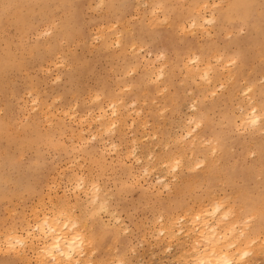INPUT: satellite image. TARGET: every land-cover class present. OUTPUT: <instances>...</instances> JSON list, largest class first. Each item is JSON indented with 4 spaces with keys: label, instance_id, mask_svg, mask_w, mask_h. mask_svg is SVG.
<instances>
[{
    "label": "rangeland",
    "instance_id": "rangeland-1",
    "mask_svg": "<svg viewBox=\"0 0 264 264\" xmlns=\"http://www.w3.org/2000/svg\"><path fill=\"white\" fill-rule=\"evenodd\" d=\"M203 1L207 7L200 12L213 17V23L191 27L188 18L181 30L160 22L167 8H191V0H0V264H24L22 258L35 264L33 251L26 250L25 257L7 255L1 236L12 227L20 230L25 221L31 225L38 208L49 213L56 206L75 215L92 252L82 258L85 264L113 263L133 248L140 264H190L196 228L186 222L191 230L185 234L186 209L196 211L199 201L208 204L210 197L211 202L219 197L242 219L252 214V205L264 201V113L256 130L226 121H238L239 113L263 96L264 0ZM236 2L240 6L234 7ZM98 4L102 7L96 8ZM153 14L159 17L154 25ZM45 30L51 35L38 39ZM94 36L101 37L95 47ZM115 38L120 47L102 48L104 43L116 45ZM161 51L165 58L157 60ZM56 56L68 58L72 71L65 70L62 82L53 85L36 68L47 67ZM193 57L200 64L209 63V84L192 76ZM33 90L41 97L39 111L27 99ZM57 96L62 102L50 109ZM111 100L119 110L116 127L99 130L94 119L97 103L110 115ZM193 102L198 108L194 114ZM190 115L202 126L181 139L190 131ZM218 133L221 146L213 157L211 146ZM179 156L184 164L173 179L172 158ZM203 159L206 165L196 170L193 163ZM196 171L202 172L192 176ZM78 175L87 177V187L98 181V196L109 201L108 212L98 214L99 204L88 202L90 190L72 191ZM180 216L185 218L183 225L175 221ZM253 222L245 224L257 240L243 262L264 264L263 247L255 245L260 242L257 233L264 237V223ZM162 223L168 225L164 232L158 229ZM123 225L132 229L127 237L122 235ZM168 228L175 236L183 231L182 244L173 234L168 238ZM165 247L172 251L165 252Z\"/></svg>",
    "mask_w": 264,
    "mask_h": 264
},
{
    "label": "bare ground",
    "instance_id": "bare-ground-1",
    "mask_svg": "<svg viewBox=\"0 0 264 264\" xmlns=\"http://www.w3.org/2000/svg\"><path fill=\"white\" fill-rule=\"evenodd\" d=\"M101 2V1H100ZM192 5L190 4L188 8L186 9H178L177 7H171L170 9L167 8L169 10V13H166L167 15L165 18H168V24L170 26L171 29H183V23L185 22L186 19L189 18L188 22H189V26L193 27V26H202V23L204 21L208 22V21H212L213 17H205L201 14L200 12V8L205 6L207 7V5L204 4L203 0H199L198 2L195 0H191ZM208 2L206 1V4ZM210 5V4H209ZM240 6L239 2H236L234 4V7H238ZM152 7V6H151ZM161 7L163 8V10L165 11L166 8L164 7V4H161ZM204 7V8H205ZM157 9V8H156ZM153 15H155V17H153ZM151 16V20L155 21L157 20L156 14H153ZM162 17V16H161ZM224 15L222 16L223 19ZM162 18V19H163ZM150 19V18H149ZM226 20V17H224L223 21ZM152 22L155 23V22ZM222 21V23H223ZM158 22V21H157ZM151 24V25H152ZM187 24V23H186ZM185 24V25H186ZM154 25V24H153ZM188 26V25H187ZM186 26V27H187ZM190 28V27H189ZM191 29V28H190ZM188 30V29H187ZM201 30V29H200ZM177 31V30H176ZM179 31V30H178ZM186 31V30H185ZM208 33V31H207ZM228 34V33H227ZM118 35V34H117ZM116 35V37H118ZM116 41L115 43H119V38H115ZM136 42V41H135ZM136 44V43H135ZM105 45V43H104ZM132 45V43H131ZM130 45V46H131ZM124 47L122 46V49ZM133 48V46H132ZM131 48V49H132ZM127 49V48H126ZM137 48H135L136 50ZM197 55V54H196ZM214 55V54H212ZM194 56V55H193ZM217 58V57H216ZM231 59L234 58H230V61H232ZM192 62H196L194 63V68L196 65V68L193 69L195 70V73L192 74L193 75H198V77L202 78L205 77V74H207L206 78H204V82H210L212 81V77L209 74V70H210V66L209 63H206V61H204L205 63H198L199 61L197 60L196 57L191 58ZM218 60H221L220 57H218ZM189 61V60H188ZM227 61H229L227 59ZM186 62V61H185ZM183 62V63H185ZM233 62V61H232ZM189 63V62H188ZM231 63V62H230ZM190 64V63H189ZM188 64V65H189ZM222 64V63H221ZM220 64V65H221ZM185 65V68H187V65ZM225 65V64H224ZM223 65V66H224ZM221 66V68L223 67ZM193 68V67H192ZM220 68V66H219ZM230 67L228 66V69ZM190 68H188L189 70ZM192 69H190L191 72ZM127 71V70H126ZM162 72V70H159ZM158 71V72H159ZM186 71V70H185ZM194 72V71H193ZM127 73V72H125ZM189 73V72H188ZM232 74V73H230ZM186 75V73H185ZM188 75V74H187ZM158 76V75H157ZM225 76V75H224ZM160 77V76H159ZM189 77V76H188ZM194 77V76H193ZM231 78V77H230ZM199 79V78H198ZM196 80V79H195ZM200 80V79H199ZM209 84V83H208ZM252 86V85H251ZM249 89V87L247 88ZM215 90V89H214ZM244 90V89H243ZM209 91V90H208ZM213 91V90H212ZM242 93V92H241ZM248 94V93H247ZM261 94H263L262 97H260L258 99V101H256V103L252 102V105H250L249 108H246V110H244L242 113H239V119L238 121L233 120V122L231 121L230 118H226L228 125H232V123L236 126V125H242V126H246L249 125L251 127H253V129H258L259 128V124L262 120V116L264 111L262 112V109H264L263 107L260 108L263 104H264V92H262ZM250 96V95H249ZM252 97V96H251ZM249 98V97H248ZM246 99V98H245ZM250 99V98H249ZM253 99V98H252ZM115 100V99H114ZM116 101V100H115ZM112 102V100H111ZM192 105V104H191ZM240 107V105H239ZM97 108L98 113L96 115V117H94V119H97V123H98V128L99 130H104L106 131L107 129H111V128H115L116 127V122H117V115H118V107L115 105L114 102H112L110 104V115L107 114V111L105 109H103V107L101 106L100 103H97ZM241 108V107H240ZM253 109H255V113H253ZM241 110V109H240ZM239 111V109H238ZM240 112V111H239ZM67 113V112H66ZM65 115V114H64ZM112 115V116H111ZM255 119L257 122L255 125L251 124V120ZM84 120V119H83ZM88 122V121H87ZM198 123H200V120L198 121ZM114 126V127H113ZM248 126V127H249ZM241 127V126H240ZM194 128H196V124H194ZM234 128V127H233ZM244 128V127H243ZM241 129V128H240ZM98 130V131H99ZM238 130V129H237ZM260 130V129H259ZM262 130V129H261ZM80 133L78 134L80 137V134L83 132H81L80 128H79ZM188 133L189 130L185 131V133ZM255 132V131H254ZM252 133V132H250ZM183 136V135H182ZM97 137V136H96ZM194 137V136H193ZM214 138V136H212ZM225 137V136H224ZM228 137V136H227ZM82 138V137H81ZM220 134L218 133L217 135L215 134V140L213 141V143L216 141V143L213 145V147L211 146V148H214L215 150H217V148L219 146H221V142H220ZM236 138V137H235ZM236 140V139H234ZM202 142V141H201ZM194 143V142H193ZM191 143V144H193ZM212 143V144H213ZM203 144V143H201ZM204 145V144H203ZM115 146V145H114ZM227 145H225L226 147ZM200 147V146H198ZM200 151L201 153H204V148L200 147ZM134 150V149H133ZM203 150V151H202ZM192 151V150H191ZM220 151V150H219ZM190 152V151H189ZM212 152V151H210ZM224 152V151H223ZM192 153V152H191ZM208 153V152H207ZM219 153V152H217ZM171 154V153H170ZM217 155V154H216ZM136 157V156H134ZM166 158V157H165ZM174 159V161L176 160H180L181 161V166L182 164H184L182 162V158L181 156H179L178 158H172ZM191 159V158H189ZM204 160V159H203ZM217 160V159H216ZM165 161V159H164ZM199 161V160H198ZM197 161V162H198ZM169 162V160H168ZM172 161H170L168 163L169 166H172L171 164ZM197 162H194L193 164L196 166ZM199 163V162H198ZM165 164V162L163 163ZM171 164V165H170ZM188 165V164H187ZM192 165V164H191ZM217 165V164H216ZM158 166H160V164H158ZM166 166V164H165ZM185 166V165H183ZM194 166V167H195ZM159 168V167H158ZM166 168V167H165ZM169 168V167H168ZM182 169V168H181ZM208 169V167H207ZM151 170V169H150ZM202 171H204V169H202ZM202 171H196L193 172L191 175H197L200 174ZM207 171V170H206ZM221 172V171H220ZM218 173V172H217ZM164 174V173H163ZM216 174V173H215ZM169 175V174H168ZM172 175V174H171ZM81 176V175H80ZM78 175V177H80ZM77 177V175H76ZM76 177L73 178V180H76ZM170 177V176H169ZM159 178V177H157ZM220 178V177H219ZM168 179V177H167ZM194 179V178H193ZM196 179V178H195ZM190 180V179H189ZM162 181V180H161ZM169 181V180H168ZM194 181V180H193ZM93 182V181H92ZM91 182V183H92ZM164 182V181H163ZM91 183H89L90 186H86V184H84V187L82 189H77L79 192H84V193H88V191H91V195L88 196V202L91 203V200L93 198V196H98L99 193H94V191L91 189ZM257 183V182H256ZM167 184V183H166ZM167 186V185H166ZM75 187V186H73ZM242 188V187H241ZM240 189V188H239ZM177 190V189H176ZM244 191V190H242ZM254 194V193H253ZM78 195V194H77ZM212 195V194H211ZM210 195V196H211ZM214 195V194H213ZM244 196V194H242ZM213 197V196H212ZM99 198V196H98ZM211 198V197H210ZM209 198V202L208 204H204L202 203V201L198 202L199 205L202 203L203 205H198V209L196 211H194L195 209H192V212H189V209H186V212L188 210V212L185 215V217L187 218L184 223L187 222L190 225H192L193 227H195L196 229V233L194 234V239L192 240V244H191V248L190 246L188 247V249L190 248L191 251H193V253H190L191 251H189L190 255L192 254V259L189 256V259H191L190 264H198V260L199 259H203L205 261H211V264H223V260L226 258L228 259L231 264H245L243 261H241L239 259L240 254L242 252H248L249 255L246 258H248L250 255H252L253 253V248L252 246H254L255 243V237H251L250 233L254 232V231H247L248 226L245 224V222H249L251 220H254L253 225H258V224H263L264 223V201L261 202L260 206H255L252 205L251 208V213L252 214H247L246 216H244L242 219H240L239 217H236L235 214H237V209L234 211L236 212L235 214H233L232 210H230V208L228 207L227 209H225L224 207V202H222L220 200V198L218 197V200L215 199L216 201H212V199ZM248 198V197H247ZM250 198V196H249ZM202 198L200 197V200ZM251 199V198H250ZM255 199V198H254ZM263 200V198H261ZM197 200V199H196ZM241 200V199H240ZM245 200V199H244ZM257 200V199H256ZM102 201V200H100ZM198 201V200H197ZM247 201V200H246ZM253 203V202H252ZM192 204V203H191ZM190 204V205H191ZM194 204V202H193ZM230 204V203H229ZM196 205V207H197ZM220 206L219 208L217 206ZM187 206V204H186ZM56 207V206H55ZM52 209L49 213L48 212H41L38 209H34L33 211V223L30 225L29 222L25 221V223L23 225H21L19 227L20 230H17L18 228H9L6 231H4L2 233L1 236V240L3 242V250L7 255H17L19 257H25L26 256V250L29 251H33L34 252V262L35 264H51L52 262V256H55L58 260H67V257H62L60 255V253H57L56 251L52 250L51 245L53 243L56 242V236H61V240L62 242L65 244V247H62L60 249V252H64L66 250V243L69 240H73V237L79 235L81 237V247L79 251L76 252H71V264H77V262H79V264H85L86 262L83 261L82 258H85L86 256L91 257L92 256V252H89L91 249L87 248L85 246L86 244V239L84 238L83 233L80 231L79 227H78V222L75 218V215L69 212H64L63 210H60L59 208H55ZM189 207V205H188ZM184 208V207H183ZM186 208V207H185ZM233 208V205H232ZM231 208V209H232ZM236 208V207H234ZM214 209H216V211H213ZM178 213V212H177ZM183 213V212H182ZM164 214V213H163ZM175 214V213H174ZM180 215V214H179ZM178 214L176 216H179ZM250 215V216H249ZM162 216V215H161ZM175 216V217H176ZM182 216V215H181ZM180 216V217H181ZM184 217V216H183ZM197 217H199V219H197ZM207 217H211L210 220L209 218L207 219ZM249 217H251L252 219L249 220ZM164 218V217H163ZM176 219V218H175ZM178 219V218H177ZM212 219V220H211ZM171 220V218H170ZM180 220V219H179ZM179 220H175V221H179ZM185 220V218H184ZM183 220V221H184ZM169 221V220H168ZM174 220H172V222L175 223ZM23 223V222H22ZM21 223V224H22ZM161 223V220H160ZM171 223V222H169ZM177 223H181V221L177 222ZM183 223H181V225H183ZM164 224V225H163ZM176 224V223H175ZM165 223L160 224L161 228L159 227L158 229L161 232H164V230H166L167 226L165 227ZM173 224H171L170 226H172ZM177 225V224H176ZM174 225V228L175 226ZM39 226V227H38ZM178 226V225H177ZM165 227V229H164ZM180 227V225L178 226ZM172 228V227H171ZM171 228H168L167 230V234L168 238L170 236H172L173 232L171 230ZM182 227H180L181 229ZM185 229V234H187L186 230H191V227L186 224L185 227H183ZM170 229V230H169ZM179 229V228H178ZM183 229V230H184ZM194 229V228H193ZM192 229V230H193ZM239 229V230H237ZM182 230V229H181ZM2 231V230H1ZM158 231V230H157ZM172 231V232H171ZM175 231V230H174ZM183 233V231H181ZM179 232V233H181ZM193 232V231H191ZM195 232V231H194ZM193 232V233H194ZM264 231H262L263 233ZM177 234V232H176ZM259 233H257V238L258 240H260V242H257L256 247L258 248L259 246H262L263 248L260 250H264V244H262V239L261 237L258 236ZM190 235V234H188ZM250 235V236H249ZM262 235V234H261ZM175 235L173 234V237ZM252 236H255V234H253ZM188 237V236H187ZM192 237V236H191ZM17 238H22L24 240V244L23 246H19L17 245L14 248L9 247L10 243H14L15 239ZM172 238V237H171ZM188 239V238H187ZM191 240V239H190ZM189 240V241H190ZM185 242V241H184ZM191 243V242H190ZM189 243V244H190ZM167 244V243H166ZM166 248V247H165ZM182 250V249H180ZM51 251L52 255L49 256L47 255V252ZM179 251V250H178ZM258 251V250H257ZM187 253V252H186ZM188 253V254H189ZM30 254V253H29ZM33 254V253H32ZM178 254V253H177ZM182 254V253H181ZM188 254L186 256H188ZM29 256V255H28ZM174 258V256H172ZM32 258V257H31ZM29 257V259H31ZM32 258V260H33ZM177 258V257H176ZM181 258V257H180ZM182 259V258H181ZM187 259V258H186ZM22 260H24V264H29V260H26L25 258H22ZM27 262H26V261ZM119 260V259H118ZM117 260V261H118ZM184 261V260H183ZM186 261V260H185ZM50 262V263H48ZM108 263V262H106ZM105 263V264H106ZM110 263V261H109ZM108 263V264H109ZM32 264V263H31ZM110 264H113L112 262ZM184 264V263H183ZM189 264V263H188Z\"/></svg>",
    "mask_w": 264,
    "mask_h": 264
},
{
    "label": "snow or ice",
    "instance_id": "snow-or-ice-1",
    "mask_svg": "<svg viewBox=\"0 0 264 264\" xmlns=\"http://www.w3.org/2000/svg\"><path fill=\"white\" fill-rule=\"evenodd\" d=\"M102 7V5H96V8H100ZM161 24H167L168 20L167 18H165L164 21L160 22ZM207 23L211 24L213 23V21H208ZM116 27H118V25H113V29H115ZM51 35V32L48 30H45L43 32H40L38 35V39L39 38H47ZM229 39H231V37H229ZM92 41H93V46L95 47V45H100L101 44V37L100 36H94L92 37ZM140 43L144 44L145 43V39H140ZM60 44L63 45L65 44L64 40L60 41ZM112 47H120V44L117 43L116 45L112 46V45H102V48H105L107 50H110ZM135 44L133 45V49L135 50ZM147 47V45H146ZM144 49H141V52H143ZM165 52L161 51L160 54L157 56V60H163L165 58ZM238 55V53H237ZM152 56V52H148V57L151 58ZM65 70H67L68 72L72 71V64L70 63L69 59L64 57V56H56L54 61H51L47 67H45L43 64H41L38 68H36V72L38 74H43L44 77L46 79H49L50 82L55 85V84H59L62 82V78L63 75L65 73ZM53 76H55L54 79H51ZM207 74H205V77H202V79L206 78ZM27 99L31 101V106L33 108L34 111H39V106L41 104V97L40 94L33 90V91H29L27 93ZM97 100H99V96H97L96 98ZM62 99L61 97L57 96L56 99L52 102V104L49 105V108L51 109L52 107H54L57 103H61ZM69 111H71V109H69ZM198 111V108L196 106V103L193 102V105L191 107V112L194 114ZM253 113H255V109H253ZM65 116H67V113H65ZM202 120V116L200 118ZM183 120V117H182ZM251 124L255 125L256 124V120L253 119L250 121ZM193 124H196V128L192 129L191 126ZM202 126L201 123L197 122V118L194 115H190L187 118V124L186 127H188L190 129V131L187 133V135L185 137H181V139L184 138H190L196 131L199 130V128ZM114 127V126H113ZM106 131H111V129H107ZM95 140V137H93V141ZM215 152L216 150L213 148L211 155L214 157L215 156ZM207 163V160H201L199 163L196 164V170H198L199 168L205 166ZM181 167V161L180 160H176L175 163L172 166L171 172L173 174V179H175V173L179 171ZM87 179V177L85 176H80L76 179L75 182V189H72V191H75L77 189H82L84 187L85 184V180ZM159 183V181H158ZM91 189L94 191V193H99V191L101 190L99 187V183L98 181H93L91 183ZM91 204L93 207H95L97 204H99V209H98V214L99 213H106L108 212L109 208V201L108 200H104V201H100V199L98 198V196H93L92 200H91ZM218 208L220 207L219 205L217 206ZM213 211H216V209H214ZM112 218L115 221V224L120 225L121 224V220L117 218V213L113 212L112 213ZM184 218L180 217V221H182ZM197 219H199V217H197ZM252 218L249 217V220H251ZM163 220V217H161V222ZM179 222V221H177ZM39 227V226H38ZM123 237H127L132 229L127 226V225H123ZM182 232L181 233H177L175 236V239L177 240L178 243L182 244V241L180 240V237L182 236ZM121 238V234H117V241L119 242V239ZM24 244V240L22 238H17L15 239L14 243H10L9 247L14 248L17 245L19 246H23ZM53 247L60 253V255L62 257H67V260H63L62 262H58L56 260L55 256H52V262L51 264H71V254L67 253V252H60V244L57 242L56 244L53 245ZM165 252H171L172 249L171 248H165L164 249ZM119 252V249H118ZM47 255L51 256L52 253L51 251L47 252ZM95 255V254H94ZM131 255L132 258H129V256ZM135 255H136V250L135 248H133L132 252L129 253L127 250H125L124 255L118 260V261H114L113 264H140V262H138L135 259ZM249 255L248 252H242L240 254L239 259L241 261H243L245 259V257H247ZM77 264H79V262H77ZM174 264H182V262H174ZM198 264H211V261H205L203 259H199L198 260ZM223 264H231V262L228 259H224L223 260Z\"/></svg>",
    "mask_w": 264,
    "mask_h": 264
},
{
    "label": "clouds",
    "instance_id": "clouds-1",
    "mask_svg": "<svg viewBox=\"0 0 264 264\" xmlns=\"http://www.w3.org/2000/svg\"><path fill=\"white\" fill-rule=\"evenodd\" d=\"M57 242L60 244V249H61L62 247H65V244L62 242V240H61V236H59V235L56 236V242L53 243V244L51 245V248H52V250H54V251H56L57 253H59V252L53 247V245L56 244ZM80 247H81V237H80L79 235H77V236L73 237V240H69V241H67V243H66V250H65L64 252H67V253H70V254H71V252L79 251V250H80ZM56 260H57L58 262H62L61 260H58L57 258H56Z\"/></svg>",
    "mask_w": 264,
    "mask_h": 264
}]
</instances>
